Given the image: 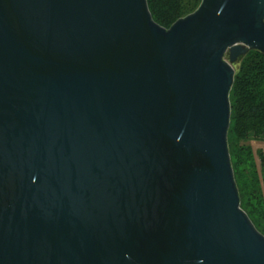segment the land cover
<instances>
[{
    "label": "water",
    "instance_id": "1",
    "mask_svg": "<svg viewBox=\"0 0 264 264\" xmlns=\"http://www.w3.org/2000/svg\"><path fill=\"white\" fill-rule=\"evenodd\" d=\"M264 0H0V264H264L228 145ZM226 56L229 60H226Z\"/></svg>",
    "mask_w": 264,
    "mask_h": 264
},
{
    "label": "trees",
    "instance_id": "2",
    "mask_svg": "<svg viewBox=\"0 0 264 264\" xmlns=\"http://www.w3.org/2000/svg\"><path fill=\"white\" fill-rule=\"evenodd\" d=\"M201 3L202 0H148L154 21L166 29L194 13ZM230 103L228 145L241 208L264 235V174L261 179L252 148L244 145L249 141L264 143V54L261 52L250 51L240 58Z\"/></svg>",
    "mask_w": 264,
    "mask_h": 264
},
{
    "label": "rangeland",
    "instance_id": "3",
    "mask_svg": "<svg viewBox=\"0 0 264 264\" xmlns=\"http://www.w3.org/2000/svg\"><path fill=\"white\" fill-rule=\"evenodd\" d=\"M226 60H229L228 56H226ZM239 60L234 64L235 69H237L238 67ZM244 145L250 146L252 148L255 161H256L257 171H258L259 177L262 179V176L264 174V160L262 158V156L264 155V143L257 142V141H249L247 143H244ZM262 190H263V196H264V187H262Z\"/></svg>",
    "mask_w": 264,
    "mask_h": 264
}]
</instances>
